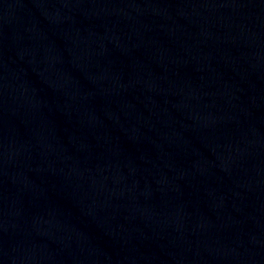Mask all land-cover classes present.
Listing matches in <instances>:
<instances>
[{
  "label": "water",
  "instance_id": "obj_1",
  "mask_svg": "<svg viewBox=\"0 0 264 264\" xmlns=\"http://www.w3.org/2000/svg\"><path fill=\"white\" fill-rule=\"evenodd\" d=\"M0 264H264V0H0Z\"/></svg>",
  "mask_w": 264,
  "mask_h": 264
}]
</instances>
